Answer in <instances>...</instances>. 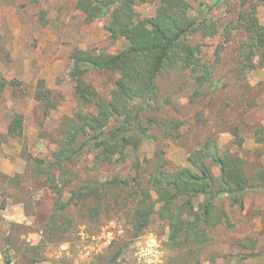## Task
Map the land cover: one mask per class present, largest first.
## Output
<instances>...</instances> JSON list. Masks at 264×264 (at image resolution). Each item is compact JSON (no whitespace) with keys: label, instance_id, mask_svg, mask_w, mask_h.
I'll return each mask as SVG.
<instances>
[{"label":"rangeland","instance_id":"374dc122","mask_svg":"<svg viewBox=\"0 0 264 264\" xmlns=\"http://www.w3.org/2000/svg\"><path fill=\"white\" fill-rule=\"evenodd\" d=\"M189 1L192 17L203 2L213 7L209 18L217 21L219 32L201 42L209 59L215 60L217 52L221 53L217 87L195 102L188 97L190 87L174 96L170 116L188 121L182 136L166 139L154 131L158 140L145 141L137 152L130 149L126 162L97 168L90 158L86 172L126 178L135 175L139 165L146 187L149 176L163 164L161 158L167 170L191 167L190 152L208 138H216L220 155L244 162L252 188L244 196L243 208L232 205L227 195L215 198V205L226 211L228 220L213 228L211 241L196 248L193 255L174 247L169 223L160 218L154 217L138 237L127 232L129 217L124 210L121 219L115 210H107L87 221L73 209L68 234L48 238L44 231L57 195L35 175L31 163L33 158L51 159L64 124L81 110L70 76L71 56L76 49L116 54L127 49L129 42L123 37L114 39L106 31L109 15L86 21V15L76 8L78 0H0V264H8L7 255L10 264H106L119 250L122 254L113 264H264V179L260 178L264 173V68L256 56L254 68H245L244 73L237 69L239 45L245 38L237 29L240 2ZM256 2L249 0L248 4ZM156 8L154 3L139 5L136 10L141 17L150 18ZM257 17L264 25V2L257 7ZM117 77L111 72L90 71L88 82L108 96ZM39 81L52 92L56 108L47 110L36 100ZM15 115L23 119V136L5 143L2 137ZM213 170L218 176V168ZM69 196L65 194L64 200ZM204 200L201 197L195 204Z\"/></svg>","mask_w":264,"mask_h":264},{"label":"trees","instance_id":"16d2710c","mask_svg":"<svg viewBox=\"0 0 264 264\" xmlns=\"http://www.w3.org/2000/svg\"><path fill=\"white\" fill-rule=\"evenodd\" d=\"M237 2L241 8L237 29L245 33L237 69L244 73L255 67L256 56L264 68V25L257 17V7L264 0L251 6L249 0ZM154 3L153 17L143 18L136 10L139 5ZM76 8L88 22L109 15L106 31L114 39L125 38L129 46L116 54L76 49L71 56L70 76L81 110L64 124L51 159L33 158L31 163L35 175L57 195L56 208L44 232L48 238L67 235L73 209L87 221L107 210H115L121 219L124 210L129 217L127 232L138 237L154 217L160 218L169 223L174 247L193 255L196 248L211 241L212 229L228 220L226 211L215 205V198L227 195L232 205L243 208L244 196L252 185L242 158L220 155L216 138H208L190 152L191 167L167 170L161 158L163 164L149 176L146 187L139 165L135 175L126 178L90 176L86 171L90 158L99 165L97 168L126 162L130 149L137 152L145 141L158 140L154 131L166 139L182 136L188 121L183 116H170V109H175L174 96L190 87L189 99L203 100L220 82L217 64L221 53L217 52L215 60L209 59L201 42V38L211 39L219 32L217 21L209 18L213 7L203 2L195 17L191 16L189 0H78ZM90 71L118 75L108 96L88 82ZM35 97L47 110L58 105L44 81L38 82ZM234 135L239 137L237 131ZM22 136L23 119L15 115L2 139L6 143ZM260 178L264 179V173ZM65 194L70 195L67 200ZM201 197L205 200L196 205L195 200ZM121 254L119 250L106 264H113ZM7 262L11 263L8 255Z\"/></svg>","mask_w":264,"mask_h":264}]
</instances>
